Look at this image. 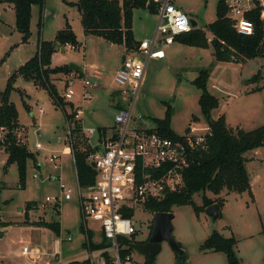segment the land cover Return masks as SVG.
Here are the masks:
<instances>
[{
	"label": "rangeland",
	"instance_id": "rangeland-1",
	"mask_svg": "<svg viewBox=\"0 0 264 264\" xmlns=\"http://www.w3.org/2000/svg\"><path fill=\"white\" fill-rule=\"evenodd\" d=\"M77 1L45 0L42 9L34 5L27 40L23 39L22 33L16 28L13 7L7 3H0V88L4 89L7 79L14 70L36 54L40 41L55 40L58 31L64 29L69 22L81 45L75 49L57 44L50 65L58 67L74 64L79 70H72L69 74L52 75V80L58 88L59 95L63 96L68 79L73 78L72 87L75 94L71 100H66L65 109L67 112H83V116L81 115L83 121L80 119L83 127L98 129L105 126L114 129L116 102L119 100L124 106L114 78L121 67L125 49L121 45L111 44L98 36L87 34L81 22V13L71 4ZM172 1L177 8L187 12L190 20L197 23V27H205L217 19L219 0ZM157 23V15L147 9H135L133 19L135 38L139 41L152 38ZM208 35L210 36L209 32ZM166 53L164 59L148 62L145 79L136 99L135 118L131 121V127L156 128L155 118L164 119L168 112L171 114L170 126L179 135L184 134L192 124L207 126V120L199 104L202 90L194 83L202 70L209 72L207 80L209 92L219 98V106L212 114L213 119L225 114L228 126L234 129L252 130L264 125V56L246 62L217 61L211 45L194 47L180 43L168 47ZM87 77H92L96 83L93 87L86 88V91L92 94V98L88 100L83 96V79ZM16 86L20 91L11 92V101L16 106L18 123L27 134L26 146L35 154L37 161L48 163L49 157L56 152L46 151L45 148L60 149L57 138L59 136L64 138L69 131L72 133V123L65 119L63 109L54 103L46 89L22 78L16 81ZM260 88L263 90L252 92ZM111 93L114 94L113 102H110ZM41 107L43 113H40ZM82 132L85 142L97 144L92 142L91 137H87L84 130ZM92 137L96 141L93 135ZM72 140L73 137L71 143ZM38 142L41 144L40 148H37ZM7 156L6 152L0 150V185H5L0 189V215L18 226L12 228L6 238H0L2 254L6 255L8 251L11 253V261L5 259L4 262L87 264L84 256L88 249L84 243L87 244L86 239L89 235L82 229L83 219L76 181L68 183L75 193L71 200H65L68 203L63 205V216L60 217L54 211L56 202L54 198L57 192L63 194L60 185L69 186L58 183L56 181L58 179L54 180L52 175L41 178L37 166L31 159L26 170L28 185L21 188L17 163L6 164ZM246 156L249 161L247 166L251 190L229 194L226 191L222 192L218 197L223 199L224 204L218 219H212L206 210L201 211L199 215L196 214L191 204L173 207V236L183 250L182 260L186 264H227L224 252L202 249L205 240L214 230L225 237L236 238L235 252L242 264H264V146L248 152ZM67 160H72L71 154ZM207 194L209 197H216L212 193ZM47 195L53 200L42 206ZM193 200L201 206L202 194H195ZM32 201L38 205L35 215L38 213L39 217L35 219L62 223L60 236H56L48 228L31 227L25 221L24 213L28 203ZM135 219L136 226L141 232L136 235V241H142L151 231L154 214L139 208L135 211ZM10 225L0 223V226ZM88 227L93 235L89 239L101 243L103 233L100 223L89 218ZM60 237L65 240L58 251L56 239ZM29 243L46 251L36 263L18 252ZM131 254L133 262L130 264L144 263V256L140 252L133 250ZM153 264L179 263L175 251L163 242Z\"/></svg>",
	"mask_w": 264,
	"mask_h": 264
},
{
	"label": "trees",
	"instance_id": "trees-1",
	"mask_svg": "<svg viewBox=\"0 0 264 264\" xmlns=\"http://www.w3.org/2000/svg\"><path fill=\"white\" fill-rule=\"evenodd\" d=\"M0 3L13 5L16 28L22 33L23 39L27 40L30 34L32 8L34 5H38L42 9L45 0H0ZM71 4L75 5L81 13V22L87 34L98 36L111 44L124 46L127 51L136 49L140 44L133 33L134 10L147 9L150 13L156 15L159 7V4L153 0H78ZM227 13L228 6L225 0H219L215 21L205 27H197L196 25L191 31L177 35L175 42L194 47H208L211 45L217 61L246 62L264 56V19L261 15V9L246 13V17L255 26L254 33L249 35L239 33ZM67 43L74 45L76 48L81 45L69 22H67L64 29L58 31L55 40L40 41L36 54L9 76L5 88L0 89V125L6 126L9 130L20 126L16 106L11 101V92L13 90L20 91V88L15 87V83L19 78L46 89L53 98L54 103L63 109L65 119L72 123L73 140L71 146L78 183L81 188H89L95 184L97 178V172L89 160V154L95 149L92 148L90 143L85 142L82 132L83 126L80 119L76 118L77 113L66 111V100L59 95L58 88L52 80V75L72 72L69 65L58 67H51L50 65L57 44L65 46ZM208 77V70H202L194 81L195 85L202 90L199 104L212 132L208 138V148L198 151L191 165L183 170L181 187L173 191H167L160 200L151 199L145 203L144 210L151 214L172 212L174 206L191 204L196 214L199 215L201 211L206 210V207L213 203H218L222 207L224 201L218 196L224 191L229 194L251 190L250 173L247 166L249 161L246 154L264 146V125L252 130L234 129L228 126L225 114L213 119L212 114L219 106V98L209 92L207 88ZM70 106L73 107L72 103ZM195 120L198 119L195 118ZM155 121L157 127L148 129V131L175 140L182 139V136L177 134L170 126L171 114L169 112L164 119L155 118ZM188 130L186 129V132ZM99 133L102 137L106 136L108 128H99ZM6 153L8 154L6 164L17 163L19 183L22 188L26 184L28 161L34 160L35 154L26 145L17 144L13 140L7 147ZM207 192L216 197H209ZM195 194H202L201 206L194 202L193 196ZM30 205H32V202L28 203L26 214ZM134 214L133 209L125 212L126 217H133ZM34 225L50 228L57 235L60 234L59 222L39 220L34 222ZM82 229L85 231L84 223ZM136 234L119 239L120 244L127 247L121 250L122 256L137 250L135 247ZM88 235L90 238L93 236L90 231ZM107 244L105 239L101 243L90 240V246L94 250ZM236 245L237 240L235 237H225L214 230L205 240L202 249L224 252L227 257V264H242L235 252ZM84 246H87V244L84 243ZM146 264H153V262L147 260Z\"/></svg>",
	"mask_w": 264,
	"mask_h": 264
},
{
	"label": "built area",
	"instance_id": "built-area-1",
	"mask_svg": "<svg viewBox=\"0 0 264 264\" xmlns=\"http://www.w3.org/2000/svg\"><path fill=\"white\" fill-rule=\"evenodd\" d=\"M159 4L158 23L152 38L140 41L138 47L126 52L125 60L115 74V83L119 87L122 103L115 114V128L108 129L106 136L98 138L97 144H92L93 152L89 154L97 178L93 186L84 190L78 184L77 195L84 223L85 233L90 228L88 220L94 219L101 225L103 239L107 245L100 249H91L90 239H86L87 253L84 256L87 264H130L132 254L121 255V250L127 247L120 244L121 237H131L137 233V221L133 217H126L125 212H134L142 208L148 200L162 199L167 191L181 187L183 170L194 161L195 154L208 148V138L212 132L210 126L192 124L189 130L182 134V139L164 137L148 129L131 127L134 117V107L144 82L148 62L152 59L165 57V50L175 43L179 34L191 31L194 26L187 12L179 9L172 0H153ZM228 6L227 16L233 20L239 33H254V23L246 17V13L261 9L264 19V0H225ZM67 47H76L70 43ZM74 77V76H72ZM73 78H69L63 97L71 100L75 94ZM93 81L83 79V96L88 100L92 94L86 91L93 87ZM40 112H43L42 107ZM80 112V111H79ZM77 111L76 118H79ZM79 113V115H78ZM87 137L96 133L94 128L83 127ZM27 135L22 126L9 130L0 125V150L6 152L11 141L26 145ZM72 133L69 131L58 137L59 141L68 142L71 146ZM90 142V141H89ZM41 144H37L40 148ZM57 155H51L49 161L57 166ZM21 187V185L19 186ZM63 197L71 199L75 190L61 185ZM50 196L46 201H52ZM57 201V198H54ZM71 239V236L68 238ZM57 246L60 241H56ZM23 256L36 263L45 253L36 245H24L21 250ZM1 257V256H0Z\"/></svg>",
	"mask_w": 264,
	"mask_h": 264
},
{
	"label": "crops",
	"instance_id": "crops-1",
	"mask_svg": "<svg viewBox=\"0 0 264 264\" xmlns=\"http://www.w3.org/2000/svg\"><path fill=\"white\" fill-rule=\"evenodd\" d=\"M9 5H11V4H9ZM12 7H13V5H11ZM14 9V8H13ZM186 12V11H185ZM133 33H134V31H133ZM135 36V35H134ZM145 39V38H144ZM137 40V39H136ZM139 41V40H138ZM175 43H178V42H175ZM175 43H173L172 45H174ZM172 45H170V46H172ZM183 45V44H182ZM169 46V47H170ZM124 47V46H123ZM63 50H64V48H62ZM124 49H125V54L123 55V56H125L126 55V48L124 47ZM167 56V53H166V50H165V57ZM164 57V58H165ZM164 58H162V59H164ZM152 60H161V59H152ZM76 66V65H75ZM78 70H79V67H78ZM80 73H81V71H80ZM87 78H89V79H91L92 81H93V85H96V83H95V79L93 80L92 79V77H87ZM19 80V79H18ZM17 88H18V86H16ZM1 89V88H0ZM261 90H263V89H257V90H252V92H257V91H261ZM113 93H111V96H110V102H113V99H114V97H113ZM119 101V100H118ZM117 101V102H118ZM116 107L118 108L119 107V104L118 105H116ZM44 112V111H43ZM43 112H40V113H43ZM83 112H81L80 111V115H79V119H81L82 121H83V119H82V116H83V114H82ZM82 115V116H81ZM105 127V126H104ZM104 127H99V128H104ZM99 128L98 129H95L96 130V133L93 135L94 136V138H96V141H94L93 140V137L91 136V138H92V142H96L97 143V141H98V138L100 137V133H99ZM105 128H108V127H105ZM108 129H110V127L108 128ZM27 135V134H26ZM57 142L60 144L59 146H61V148L60 149H58V148H55V149H50L49 147L48 148H45V150L46 151H53V152H56V154L55 153H52L53 155L55 154V155H57L58 156V158H57V166L56 165H54L53 163H51L50 161L48 162V163H40L39 161H37V157L35 156V158H34V160H33V164L34 165H36L37 166V169H38V171L40 172V177L41 178H44V177H48V176H50V175H52V177L54 178V180H56V179H58V180H56V181H58V183H64V184H67L68 185V183H70L72 180H75L76 181V185H77V187H78V177H77V171H76V168H75V160H74V156H73V153H72V149L68 146V144L65 142V141H59L58 140V138H57ZM38 143H40V142H38ZM92 144H94V143H92ZM58 145V144H57ZM44 148V146L42 147V149ZM69 154H71L72 155V160H67V157H68V155ZM29 163V162H28ZM34 175H36V173L34 174ZM28 184H25V186L24 187H22V188H25L26 186H27ZM3 186H5V185H3L2 184V186L0 185V189H1V187L3 188ZM66 186V185H65ZM69 186V185H68ZM70 187V186H69ZM76 187V188H77ZM60 188H61V185H60ZM72 188V187H71ZM87 188H84V190H86ZM57 195L55 196V198H57V201L55 202V205H54V211H55V213L57 214V215H59L60 217H62L63 216V214H62V209H63V205L64 204H66V203H68V201H65L66 199L63 197V194H62V192L60 193H56ZM47 196H49V195H47ZM46 196V197H47ZM74 197V196H73ZM72 197V198H73ZM71 198V199H72ZM71 199H68V200H71ZM44 203H47V201H46V198H45V200L43 201V203H42V206H44ZM80 207V206H79ZM37 208H38V205H37V203H34L33 201H32V205H30L29 206V209H28V212H27V214H26V211H25V213H24V215H25V218H26V222L31 226V227H39V226H36V225H34V222H36V221H39V219L37 218V219H35L36 217H39V214L37 213V215H35V212L36 211H38L37 210ZM46 208V207H45ZM24 221V220H23ZM45 221H47V220H45ZM0 222H2V223H10L11 225L10 226H2V227H0V230L3 232V235H2V237H0V238H6L7 237V235L8 234H10V231H11V229L13 228L14 229V227H16V226H18L17 224H13V223H11V222H9V221H7V220H5V219H3L2 217H1V215H0ZM19 223H21L20 221H18ZM49 222V221H48ZM57 222V221H56ZM59 224H60V228H61V230H60V234L59 235H57L54 231H52V229H50V228H48L51 232H54L55 234H56V236H60L61 234H62V228H63V226H62V223H60L59 222ZM40 228H47V227H40ZM69 238V237H68ZM57 240H59L61 243H62V241H64L65 239H63V238H58V239H56V241ZM61 243H60V245H61ZM25 245H27V244H25ZM28 245H31L30 243L28 244ZM60 245L59 246H57L58 247V251H59V248H60ZM37 246V245H36ZM39 247V246H38ZM22 250V249H21ZM21 250H19L18 252H19V254L21 253ZM43 251V250H42ZM46 251H43V253H45ZM0 264H9L8 262H4L5 261V259L6 260H8V261H11L10 260V256H11V253H10V251H8V253L6 254V255H3L2 254V252H1V250H0Z\"/></svg>",
	"mask_w": 264,
	"mask_h": 264
},
{
	"label": "water",
	"instance_id": "water-1",
	"mask_svg": "<svg viewBox=\"0 0 264 264\" xmlns=\"http://www.w3.org/2000/svg\"><path fill=\"white\" fill-rule=\"evenodd\" d=\"M192 25L195 27L197 23L192 20ZM125 60V56L122 58V62ZM71 70H78V66L74 64L70 65ZM206 213L212 219H218L221 214V206L218 203H213L206 207ZM174 214L172 212H157L154 214V222L151 231L150 240L147 243H136L135 247L138 252L143 256H146L150 262H153L157 254L162 249V243L166 242L171 249L177 254V260L179 264H186L182 260L183 250L173 236L174 227L172 221ZM3 232L0 230V237Z\"/></svg>",
	"mask_w": 264,
	"mask_h": 264
},
{
	"label": "flooded vegetation",
	"instance_id": "flooded-vegetation-1",
	"mask_svg": "<svg viewBox=\"0 0 264 264\" xmlns=\"http://www.w3.org/2000/svg\"><path fill=\"white\" fill-rule=\"evenodd\" d=\"M151 231H152V228H151ZM151 231L149 234L146 235V238L142 241H137L136 243H147L149 240H150V237H151ZM141 234L140 230L137 231V234L136 235H139ZM144 263L143 264H146V261L148 260L146 256H144Z\"/></svg>",
	"mask_w": 264,
	"mask_h": 264
}]
</instances>
